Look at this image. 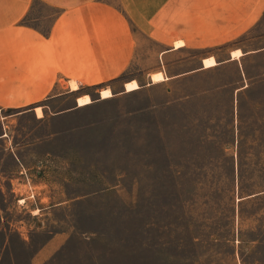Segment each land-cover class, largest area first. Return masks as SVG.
Returning <instances> with one entry per match:
<instances>
[{
  "label": "rangeland",
  "instance_id": "rangeland-1",
  "mask_svg": "<svg viewBox=\"0 0 264 264\" xmlns=\"http://www.w3.org/2000/svg\"><path fill=\"white\" fill-rule=\"evenodd\" d=\"M101 1L69 88L0 103V264H264V0Z\"/></svg>",
  "mask_w": 264,
  "mask_h": 264
},
{
  "label": "crops",
  "instance_id": "crops-1",
  "mask_svg": "<svg viewBox=\"0 0 264 264\" xmlns=\"http://www.w3.org/2000/svg\"><path fill=\"white\" fill-rule=\"evenodd\" d=\"M36 3L55 10V14L35 18L39 16ZM106 16V4L101 0H0V103L16 101L10 95L12 88H38L43 93L44 89L59 82L61 86L69 88L74 73V55L83 57L89 53L86 50L98 48L101 29L97 25L105 24ZM31 17L45 20V28L28 23ZM185 48V42L177 48L173 43L165 50L164 68L171 57L180 55ZM205 58H194V66L183 68L181 72L195 73L217 66L204 67ZM235 60L230 54L222 62L232 63ZM178 63L184 65L185 60H179ZM158 72L166 78L160 82L171 77L165 72ZM130 81L135 80L124 83V92H130L125 88ZM84 96L88 95L76 98V107L84 106L78 105V98ZM100 98L109 97L100 95Z\"/></svg>",
  "mask_w": 264,
  "mask_h": 264
},
{
  "label": "bare ground",
  "instance_id": "bare-ground-1",
  "mask_svg": "<svg viewBox=\"0 0 264 264\" xmlns=\"http://www.w3.org/2000/svg\"><path fill=\"white\" fill-rule=\"evenodd\" d=\"M242 55L240 50H234L231 52V57L233 59H238ZM203 65L204 67H211L217 65V62L215 61L213 56H209L203 60ZM152 82H160L165 80V77L163 76L162 73L157 72L153 73L151 75ZM125 88L127 91H134L139 88V85L137 84L136 81H130L126 83ZM71 89L76 90L77 89V84L75 82L71 83ZM101 97H111L113 94L109 89H104L100 93ZM91 103V99L88 96H84L82 98H78V105H87ZM42 115V112L40 111V108H36V116L40 117Z\"/></svg>",
  "mask_w": 264,
  "mask_h": 264
}]
</instances>
